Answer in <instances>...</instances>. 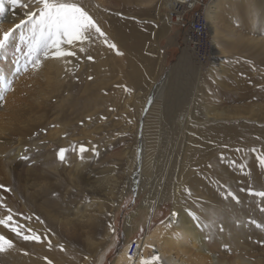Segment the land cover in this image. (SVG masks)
Segmentation results:
<instances>
[{"label": "rangeland", "instance_id": "374dc122", "mask_svg": "<svg viewBox=\"0 0 264 264\" xmlns=\"http://www.w3.org/2000/svg\"><path fill=\"white\" fill-rule=\"evenodd\" d=\"M111 1H113V6L110 5L112 7L108 9L109 14H119L120 18L132 21L135 31L140 35L142 47H140L139 53L151 57L150 63L154 64L155 72L158 74L156 84L159 85L163 79H166L163 97L159 95L153 98L147 109L145 119L147 124L142 126L144 133L147 132L144 141H146L148 152L142 155L144 160L142 158L135 160V171H128L129 168L125 165L123 156L120 157L121 162L114 164L118 148L135 145L131 132L133 130L131 126L133 113L131 112L134 111V107L129 105L126 107L128 109H124L122 107L124 106L123 97L130 91L135 92L134 95L145 93L139 89L133 90L131 87H126L128 86L125 84L126 81L120 82L122 80L120 74H123L120 70L127 72L129 70V64L125 63L127 54L122 47L119 46V50L123 55H116V50L111 51L112 55L114 54L113 56L116 57L117 65L111 64L104 67V70H111L114 67L112 78L108 83L100 78L99 73H95V68L92 65L88 66V60L75 58L77 61L74 63L72 74L77 75L69 83V86H72V95L76 100L75 105L63 102L65 94L63 88L66 89L68 86L61 85L59 92L55 91L45 96L44 93L49 88L46 86L47 80L44 78V75L50 70L47 64L48 60L40 69L34 70L29 65L28 71H24L23 65L26 61L24 55L21 54V70L16 72L12 48H10L8 59H0V75L4 78L0 80V88L5 94V98L8 99L9 107L13 108L18 104L19 106L15 109L16 114H12V111H8L7 115L1 114L0 121L2 118L10 120V115L16 119L13 123H17L15 128L19 127L13 135L10 146L13 148L17 144H21L24 148L22 154L28 155L29 160L20 159L21 154L11 163L12 186L10 188L14 193L12 196L14 195L13 197L16 198H4L3 204L12 209V223L18 224L16 216H21L23 219V222L19 224V226H23L21 230L26 231L31 228L42 236V242L25 241L12 233L11 230H2L0 227V232L14 241V247L0 253V264H19L15 257L22 255L41 264H48L49 260L52 261V264H78L81 260L83 262L84 255L89 253L86 248L87 236L99 242L104 230L107 227L111 230L109 225L115 228V232H112L107 249L104 250L106 252L102 251V254L100 252L94 256L93 253H90L92 256H89L86 264H113L117 252L123 246L130 245L135 240L140 241L146 233L162 223L172 209L174 200L172 195L181 168L183 146L189 143L186 140L190 128H182L181 118L183 115L189 113L190 119H193V116L196 118L198 115L202 116L207 104L238 106L252 101L251 98L244 95L242 89L252 86L253 73L256 74L253 72V60H255L253 48L248 49L243 47L244 45L233 44L232 40L224 37L220 42L224 47V52L219 51L213 55L209 33L208 48L206 47L209 61L200 66L192 52L184 46L186 24L171 25L169 23L165 32L161 31L162 21L160 18L165 17L169 22L166 2L162 4L161 0H154L145 5L121 0V5L114 6L115 0ZM158 1L161 3L159 10L162 16H158L154 10ZM199 1L207 5L210 0ZM229 7L226 10L228 17L234 11L231 9V5ZM122 11L124 13L120 14ZM21 17L25 19L24 14ZM14 26L6 30L14 28ZM235 26L239 32L253 36L251 29L247 26H243L241 23H236ZM14 35L18 36L16 33ZM126 42L129 43L134 53L136 51L133 48V45L136 44L135 35L128 34ZM222 61L225 64L224 72L227 68L229 73L233 68L234 76L226 74V72L224 76L220 75L219 67ZM114 74L115 76H113ZM89 76L92 79H88ZM102 78H104L103 75ZM45 80L46 82H44ZM223 81H228L229 86L225 87ZM5 83L9 85V90H5ZM199 84L203 88V92L198 88ZM150 92H147L148 96L151 95ZM39 97L48 98L50 102H43L38 99ZM47 106H49V110ZM55 107L57 108L55 109ZM43 109L47 110L46 113ZM254 119L256 118H253V124L256 125ZM134 121H136L135 118ZM260 121L262 122L261 126H264V120ZM27 123L35 127L29 134L30 137L21 131ZM53 125L57 126L52 127ZM61 126L63 127L62 133L67 132L69 135L67 137L72 139L71 144L70 142L59 143L58 136H64V134L54 129ZM96 126L102 129H97ZM130 126L131 128H129ZM98 130L99 132H96ZM155 132L162 135L164 139L162 143L156 144V141L150 140V136ZM86 134H90V137ZM89 141L93 143L90 145ZM80 143L85 144L90 151L84 154L85 159L82 162L85 164L78 172L81 178L77 173V183L74 184L68 179L67 173L79 159L78 145ZM73 144L77 145V152L68 154L67 163L59 162L56 154L58 149L69 148ZM92 148L98 151V156L91 151ZM230 152L232 153L230 156L235 158L227 154L222 156L220 151L215 152L218 153L213 156L216 158L205 164L208 168H205L204 165L194 170V180L188 185L187 197L191 203H198L205 210L207 219L214 224L215 229L219 230L223 223L226 224L227 230H230L233 225L240 229L239 237L243 245H246L253 253V260L264 264V198L251 195L248 191H241V189L249 188L244 181V170L247 166L262 167L259 158L264 157V132L253 135V149L249 153L244 154L240 150L238 152L237 148ZM142 156L139 151V157ZM51 163H57V171H45V169H49L48 165L50 166ZM142 163L144 165L142 171L144 180L136 182L134 176H136L139 164ZM241 165L244 167L241 168ZM262 168L264 169V167ZM214 172L217 174L219 172L218 179ZM112 174L118 177L119 182L114 188L115 194L108 197L102 192H98L101 186L95 178L102 177L101 182L105 185L108 183L106 177ZM42 175L43 177L47 176L51 182L52 188L47 193L42 190L39 192L38 186H32V182H39ZM88 182H90L89 186ZM91 184L95 185L94 188L97 190L92 194L89 192ZM138 188H142L141 191L138 192ZM123 189L126 192L118 203L115 197ZM252 189L254 192L264 190V188L260 190L254 187ZM227 193H235L239 197V201L228 197ZM33 194H35V198H33ZM0 196L3 194L0 193ZM91 196L99 198L94 200ZM93 202L94 205L89 208L88 214L83 218L84 227L79 224L75 232L67 229L61 221L48 217L43 211L50 207L49 210L52 212L53 208L52 213L57 215L54 212L56 211L60 215L59 218L64 220L63 217L66 215L73 213L78 208L82 211L85 205ZM116 203L117 206H115ZM41 205L45 206L44 209L40 207ZM46 210L49 211L48 208ZM7 215L9 213L6 208L0 206V218ZM37 216L43 223L36 220ZM25 217H31V219H25ZM88 217H92L94 222L90 218L87 220ZM96 221L100 224V229L92 231L93 224L94 228L98 227L95 224ZM26 234L28 233L26 232ZM54 236H57V239H53ZM211 237L214 236L211 235ZM49 240L52 244L51 248L48 247ZM60 245H64V248L61 249ZM226 246L227 244H224L222 250L228 257L231 255V251ZM151 256L152 253L148 258Z\"/></svg>", "mask_w": 264, "mask_h": 264}, {"label": "bare ground", "instance_id": "6f19581e", "mask_svg": "<svg viewBox=\"0 0 264 264\" xmlns=\"http://www.w3.org/2000/svg\"><path fill=\"white\" fill-rule=\"evenodd\" d=\"M123 1L138 2L147 5L149 3H152L154 0ZM25 2H27V0H25ZM76 2L81 3L82 6H86V9L90 11V14L94 16L104 32L107 33L109 40L116 43L118 48L120 46L125 50L127 54L125 63L129 64V70L128 72L120 70V72L123 73L120 74L122 75V78H120L122 80L119 79L120 82L122 81L121 83H124L126 81L125 84L128 85L126 87H131L133 90L139 89L145 91L144 94L138 92L139 95H134L135 92L130 91L128 92L129 94H125V96L123 97L124 106L122 107L124 109L129 105H133L134 107V111L131 112L133 113L131 115V118H133L131 125L133 130H130L134 136L135 145L132 147L129 142L128 144L132 148L130 146L120 149L118 148L115 153L117 159L114 161V164H117V162H121L120 157L123 156L125 158V165H127V167L129 168L128 171H135V160L137 158H142V160H144V157L142 155L148 152L146 141H144L146 137L145 134L147 132L144 133L142 127L147 124L145 121L147 116V109L149 107V104L153 101V98L159 95L163 97L166 79H163V82L159 85L156 84V77L158 74L155 72L154 64L150 63L151 57L144 56L139 53L140 47H142L140 35L135 31V28L131 23L132 21L130 22L127 19L125 20L120 18L119 14H109L110 12L108 11V9L113 6V1L76 0ZM161 2L163 4L164 2H166V0H161ZM160 4L161 3L158 1L154 6V10L156 11L158 16L161 15L159 10ZM228 4L231 5V9L234 10L232 15H230L229 17L226 11L230 8ZM119 5H121V0H115L114 6ZM5 7V12L0 14V32H3L7 28L13 27L14 25L18 24L22 19L21 16L24 14V10L20 7L13 8L10 4L7 3ZM204 9V11H198V20H205V36L208 37V34L210 33L213 55L219 53V51L224 52V47L220 44L224 37L232 40L233 44L237 43L238 45H244L243 47L248 49L253 48V58L255 59L253 60V72H256V74L253 73L252 86H249L248 89H242L244 91V95L251 98L252 101L250 103H242L238 106H223L216 105L215 103L207 104L206 108L202 112V116L198 115L197 118L196 116H193V119H190L189 113L183 115V117L181 118L183 125L182 128H190L186 140L189 143L184 144L183 146L184 150L180 162L181 168L179 171V175L175 181L174 194L172 195L174 199L172 209L167 218L162 223L146 233L140 241L135 240L138 242L137 244L139 247L138 252L136 251L137 254L135 253L134 255H130V245H125L117 252L113 264H140L141 258H148L150 253H152V255L158 254L161 256V262H159V264H262L259 261L253 260V253L246 247V245H243L238 234L240 232V229H237L236 226L233 225L230 227V230H227V226H225V223H223L219 230L215 229L214 224L207 219L205 210L198 203H191L188 200L187 191L188 185L194 180V170H197L199 167L204 166L209 161L215 159L216 156L213 157L214 154H218L215 152L220 151V154H222V156H224L225 154L230 156L232 154L230 150L232 151L234 148H237L238 152L240 150L242 153L247 154L253 149V135L264 132V126H261L262 122L260 121L264 120V0H210L207 5L205 4ZM123 11L120 14L124 13ZM160 20L162 21L161 31L164 30L163 32H165L166 28L169 27V22H167V19L165 17L160 18ZM236 23H241L243 26H247L248 28H250L253 36H247L239 32L236 28L237 26H235ZM15 33L18 34L19 30H17ZM130 33L134 34L136 39V44L133 45V48L136 50L134 53L129 43L126 42V36ZM79 47L80 45L76 46L77 49ZM85 47L87 49L86 52L77 51V57L86 61L87 55H92L94 57V60L88 61V66L92 65L95 68V73H99L100 78L104 80L105 83H108L110 81V78H112V69L114 67L111 70H104V67L105 65L111 64L117 65V63L115 62L116 57L113 56L114 54L112 55L113 52L111 53V51L115 50L109 49L108 46L104 44L99 38L90 44H86ZM206 47L208 48V38H206ZM69 59L71 62L68 64H64L62 61L51 59L47 61L48 69L50 70L46 74L44 73V78L47 80L48 85L46 84V86H48L49 88L45 91L44 94L45 96H48L55 91L59 92L61 85H64V87L68 86L66 89L62 87L65 90L63 102L75 105L76 100L72 95V86H69V83L71 82L72 78L77 75L72 74L74 63L77 60H75V58ZM224 65L225 64L223 61L220 62V75L224 76L225 72L226 74H232L234 72L233 68L230 69V67L229 69L231 73H228L229 70L227 68L224 72ZM3 73L10 74L9 72ZM102 75L104 76V78H102ZM117 75L119 76V74H116V76ZM113 76H115V74ZM46 80L44 82H46ZM223 83L225 87L229 86L228 81H223ZM201 84L203 86V83ZM198 88L203 92V88L200 86V84ZM146 91H151L149 93L151 95L148 96ZM0 94H3L1 88ZM3 96L4 101L2 105H0V115H7L8 111H12V114L15 113V109H17L19 104L13 108L11 106L9 107L8 99L5 98V94H3ZM38 99L43 102L46 101V103L50 102V99L48 98L44 99L42 97H39ZM47 107L49 110V106ZM56 108L57 107H55V109ZM9 117L11 118L10 120H3L2 118L0 121V184L5 185L4 189H0V193L3 194L4 198H16L13 197L14 195L12 196V194H14L12 190L7 191V189L12 186L10 178L11 163L15 160L16 157L23 153L24 148L21 144H17L16 147L13 148H11L10 146V143H12L13 140V135L15 134V131L18 130L19 126L17 125L18 127L15 128V124L17 123H13V121H15L16 119H13L11 115ZM134 118L136 119V121H134ZM253 118H256L254 119L256 125L253 124ZM257 118L260 120H258ZM54 119L58 120L57 118ZM98 126L100 127L101 125ZM98 126H96L97 129H102ZM131 126L129 128H131ZM62 128L63 127L61 126L59 128H55L54 130H59L58 132L60 133L61 131L62 133ZM34 129V125L27 123L21 131L24 132L26 136H29V134ZM96 132H99V130ZM58 137V141L61 144H67L69 142L71 144V142H73L69 137H65L62 135ZM150 138V140L156 141V144L162 143L164 140L162 135L156 132L155 134L151 135ZM89 142L90 145L93 143L92 141ZM139 151L141 152L142 157H139ZM230 157L235 158L233 156ZM84 164L85 163L80 159H77L76 164H74L71 169L68 170L67 177L70 182L74 184L77 183V173L84 167ZM48 167L49 169H45V171H57V163H51L50 166L48 165ZM205 168L208 167L205 165ZM143 170V163L139 164L138 169L136 170V176H134L135 178L133 177L136 182L137 180H144L142 174ZM214 174L218 179L220 175L219 172L218 174L214 172ZM78 177L81 178V176H79V173ZM40 178L41 180L39 182H32V186H38L39 192L40 190L46 193L49 192L52 186L51 182L48 180V177H43L42 175ZM106 178V181L108 183L105 185L101 182L102 177H96L95 179L96 181L100 182L99 186H101L100 189H98L100 190L98 192H102L103 195L109 197V195L115 194L114 188L118 184L119 179L115 174H112L111 176H108ZM145 181L147 182V179H145ZM244 181L248 187H254L255 189L260 190L263 189L264 169L262 167H253V165L247 166V168L244 170ZM89 184L90 182H88V186ZM90 186L91 187L89 189V192H91V194L92 192H97V190L94 188L95 185L91 184ZM138 189L139 190L137 191L139 192L142 188ZM125 192L126 190L123 189L119 192L118 195H116L115 198H117L118 203L122 200ZM33 198H35V194H33ZM91 198L95 200L99 197L91 196ZM101 200L102 199L100 198V201ZM93 205L94 202L85 205L82 211H80V208H78L73 213H70L63 217L65 218L64 220L62 218H59L60 215L56 211L54 212L57 215L52 213L53 208L52 212L51 210H49L50 207H47L49 211L46 210L47 208L43 211L44 214L48 215V217L53 218V220L61 221V223H63V225L67 229H71L75 232L79 224L84 227V224H82L83 218H85V216L89 212V208ZM115 206H117V203ZM40 207L44 209L45 206L43 207L41 205ZM173 213H175L176 215H172ZM197 217L199 219H197ZM89 218L91 219L92 217H88L87 220H89ZM16 220L18 224L13 223V226L20 227L19 224L23 222L22 217L16 216ZM95 224L98 227L94 228L93 224L92 231H97L98 229H100V224L98 223V221H96ZM0 227L2 230H10V228H6L3 225H0ZM111 235L112 231L107 227L104 230L103 235L101 236V241L99 242L94 241L87 236L88 243L87 245H85L89 253H87V255L85 254L83 262L81 260V262H79L78 264H86V262L90 258L89 256H92L90 253H93V256L94 254H99L100 252L102 254V251L107 249L106 247L107 244H109L108 242L110 241V238L112 237ZM211 235H213L214 237H211ZM209 237H211L210 240L208 239ZM53 239H57V236H54ZM224 244H227L229 248L228 250L231 251V255L228 257L226 256L225 251L222 250ZM129 256L132 257L131 260H129ZM15 260L16 262L18 261L19 264H41L34 259L25 257L24 255L16 256Z\"/></svg>", "mask_w": 264, "mask_h": 264}, {"label": "snow or ice", "instance_id": "6c2138e0", "mask_svg": "<svg viewBox=\"0 0 264 264\" xmlns=\"http://www.w3.org/2000/svg\"><path fill=\"white\" fill-rule=\"evenodd\" d=\"M6 3L10 4L13 8H22L25 16V19H21L14 28L0 33V59L7 60L10 54V48H12L13 63L16 65V72L21 70V54L24 55L26 61L23 65L24 71H28L29 65L34 70L40 69L43 67L44 62L50 59L68 64L71 62L69 58H78L77 51L86 52L85 45L94 42L98 38L109 49L116 50L117 55H123L117 44L109 40L107 33L104 32L94 16L90 14V11L86 9V6H82L76 0H27V2L25 0H0V14L5 12ZM17 30H19V33L18 36H15L14 33ZM77 45H80L78 49L76 48ZM87 60L93 61L94 57L87 55ZM3 79V76L0 75V80ZM88 79H92V77L89 76ZM4 87L5 90H9L7 83H5ZM3 101L4 96L0 94V105H2ZM56 126L53 125L52 127ZM64 136L67 137L68 133L65 132ZM89 151L90 149L85 144L80 143L78 145L79 159L83 161L85 159L84 154ZM91 151L97 156L99 155L95 148H92ZM70 152H77L76 144H73L69 148H59L56 153L59 162L67 163ZM19 158L25 161L29 160V156L26 154H22ZM32 163H35V161H32ZM259 163L264 167V157L259 158ZM243 167L241 165V168ZM4 188L5 185L0 184V189ZM7 191H11V188H8ZM241 191H248L251 195L264 198V190L254 192L249 187L248 189H241ZM227 196L237 202L239 201V197L235 193H227ZM3 200L4 197L0 196V206L6 208L9 215L0 218V225L10 228L12 233L20 236L25 241L42 242V236L31 228L22 231L21 228L23 226H13L12 209L3 204ZM172 215L176 214L173 213ZM25 219H31V217H25ZM197 219L199 218L197 217ZM36 220L43 223L38 216ZM109 227L114 233L115 228L111 225ZM208 239L210 240L211 237ZM12 247H14V241L0 232V253L6 252ZM48 247H52L50 240L48 241ZM60 248L63 249L64 245H60ZM131 259L132 257L129 256V260ZM159 262H161V256L155 254L150 258H141L140 264H159ZM48 264H52V261L49 260Z\"/></svg>", "mask_w": 264, "mask_h": 264}, {"label": "built area", "instance_id": "2783aa9c", "mask_svg": "<svg viewBox=\"0 0 264 264\" xmlns=\"http://www.w3.org/2000/svg\"><path fill=\"white\" fill-rule=\"evenodd\" d=\"M204 4L199 0H166L165 4L171 25L186 24L184 46L192 52L200 66L209 61L206 53L205 20H198V11H204ZM137 243H130V255L137 254Z\"/></svg>", "mask_w": 264, "mask_h": 264}]
</instances>
